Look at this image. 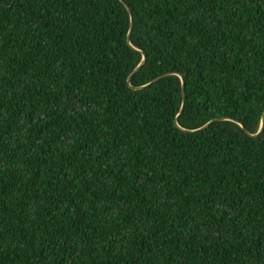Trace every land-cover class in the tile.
Instances as JSON below:
<instances>
[{"label": "trees", "instance_id": "trees-1", "mask_svg": "<svg viewBox=\"0 0 264 264\" xmlns=\"http://www.w3.org/2000/svg\"><path fill=\"white\" fill-rule=\"evenodd\" d=\"M262 122L264 0H0V264H264Z\"/></svg>", "mask_w": 264, "mask_h": 264}, {"label": "water", "instance_id": "water-1", "mask_svg": "<svg viewBox=\"0 0 264 264\" xmlns=\"http://www.w3.org/2000/svg\"><path fill=\"white\" fill-rule=\"evenodd\" d=\"M128 10H129V9H128ZM129 12H130L131 17H132V25H131V30H132L133 25H134V22H133V16H132V13H131L130 10H129ZM128 41L130 42V36H129ZM138 69H139V68H138ZM129 82H130V80H129ZM184 87H185V84H184V82H183V100H184V103H185L186 99H185V91H184ZM263 127H264V122H262V128H261V131H262ZM261 131L259 132V134L261 133ZM259 134H258V135H259Z\"/></svg>", "mask_w": 264, "mask_h": 264}]
</instances>
